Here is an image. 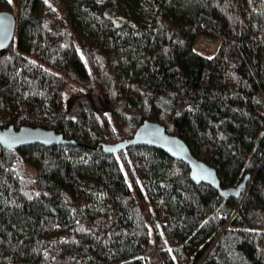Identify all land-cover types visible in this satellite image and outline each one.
<instances>
[{
	"label": "trees",
	"instance_id": "trees-1",
	"mask_svg": "<svg viewBox=\"0 0 264 264\" xmlns=\"http://www.w3.org/2000/svg\"><path fill=\"white\" fill-rule=\"evenodd\" d=\"M0 264H264V0H0ZM198 43L210 46L201 49ZM161 124L215 170L99 143Z\"/></svg>",
	"mask_w": 264,
	"mask_h": 264
},
{
	"label": "water",
	"instance_id": "water-1",
	"mask_svg": "<svg viewBox=\"0 0 264 264\" xmlns=\"http://www.w3.org/2000/svg\"><path fill=\"white\" fill-rule=\"evenodd\" d=\"M14 32V17L12 13L0 10V51L5 49L12 41ZM38 144L41 146L68 145L72 141L55 133L51 129L42 127L20 126L13 128L7 126L0 128V146L4 149L19 148L26 145ZM134 146H146L158 149L168 157L181 161L188 168V177L195 184H205L218 192L220 197L238 198L245 186L248 176L234 187L220 188L215 170L195 158L186 144L176 135L168 133L165 128L150 120H143L134 130L132 136L112 143H99L96 147L105 153H117L122 149Z\"/></svg>",
	"mask_w": 264,
	"mask_h": 264
},
{
	"label": "rangeland",
	"instance_id": "rangeland-1",
	"mask_svg": "<svg viewBox=\"0 0 264 264\" xmlns=\"http://www.w3.org/2000/svg\"><path fill=\"white\" fill-rule=\"evenodd\" d=\"M148 261L150 264H156L158 262V254H157L156 250H152L148 254Z\"/></svg>",
	"mask_w": 264,
	"mask_h": 264
},
{
	"label": "built area",
	"instance_id": "built-area-1",
	"mask_svg": "<svg viewBox=\"0 0 264 264\" xmlns=\"http://www.w3.org/2000/svg\"><path fill=\"white\" fill-rule=\"evenodd\" d=\"M198 46L201 48V49H205V50H210V46H206L204 43H198Z\"/></svg>",
	"mask_w": 264,
	"mask_h": 264
}]
</instances>
